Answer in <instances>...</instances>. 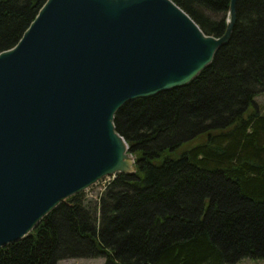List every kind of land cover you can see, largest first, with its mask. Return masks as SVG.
I'll return each mask as SVG.
<instances>
[{"label":"trees","instance_id":"16d2710c","mask_svg":"<svg viewBox=\"0 0 264 264\" xmlns=\"http://www.w3.org/2000/svg\"><path fill=\"white\" fill-rule=\"evenodd\" d=\"M46 0H0V52ZM206 34L223 35L230 0H172ZM264 0H236L227 44L184 86L125 103L116 131L135 159L95 200L48 213L0 264H235L264 260ZM200 137L202 142H198Z\"/></svg>","mask_w":264,"mask_h":264},{"label":"water","instance_id":"95a60500","mask_svg":"<svg viewBox=\"0 0 264 264\" xmlns=\"http://www.w3.org/2000/svg\"><path fill=\"white\" fill-rule=\"evenodd\" d=\"M206 35L172 0H46L0 52V249L135 159L114 117L210 65L235 24Z\"/></svg>","mask_w":264,"mask_h":264},{"label":"rangeland","instance_id":"374dc122","mask_svg":"<svg viewBox=\"0 0 264 264\" xmlns=\"http://www.w3.org/2000/svg\"><path fill=\"white\" fill-rule=\"evenodd\" d=\"M256 107L259 108L264 113V95H260L256 98ZM198 142H202L200 137L197 138ZM112 179V177H106L99 181L97 184L93 185L89 189L84 191L85 198L95 200L99 197L101 192L103 191L105 185ZM104 258H73V259H65L60 261L58 264H103ZM235 264H264V260L262 259H252L246 258Z\"/></svg>","mask_w":264,"mask_h":264}]
</instances>
